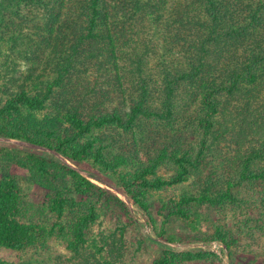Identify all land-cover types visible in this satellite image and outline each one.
Listing matches in <instances>:
<instances>
[{"label":"trees","instance_id":"1","mask_svg":"<svg viewBox=\"0 0 264 264\" xmlns=\"http://www.w3.org/2000/svg\"><path fill=\"white\" fill-rule=\"evenodd\" d=\"M0 138L90 164L147 211L148 189L187 184L173 214L209 203L239 222L214 240L264 248V0H0ZM24 174L49 190L50 227L27 219ZM94 187L52 152L0 141V250L56 236L70 264H135L121 241L88 249L91 202L60 220ZM215 258L163 245L151 264Z\"/></svg>","mask_w":264,"mask_h":264},{"label":"rangeland","instance_id":"2","mask_svg":"<svg viewBox=\"0 0 264 264\" xmlns=\"http://www.w3.org/2000/svg\"><path fill=\"white\" fill-rule=\"evenodd\" d=\"M0 141L52 152L93 183L95 197L85 193L74 194L79 205L73 209L72 214L67 212L60 219L67 224L79 213L86 211L85 203L90 204L91 202L95 205L98 218L86 229V245L91 253L95 251V247L102 246L107 241L109 246L104 244V247L108 249L107 252H103V255L109 256L111 247L115 248L116 243L119 244L121 241L125 245L127 258L129 254L135 256V264H151L161 253L163 245L178 250H209L216 255L213 261H193L188 264H264L263 247L251 245L249 242L253 249L251 252L241 249L236 251L228 249L213 239L215 225H223L227 229L234 230L239 223L234 216L224 217L216 206L209 203L181 205L180 207L189 208V218L173 214L175 203L182 194L189 191L187 184L165 186L161 190L148 189L147 211L133 203L124 190L113 182V178L102 174L90 164L74 165L52 150L23 141L5 138H0ZM158 174L164 178L170 177L165 169H160ZM19 184L26 202H29L27 211L29 222L44 223L46 227H50L58 220L48 210L46 203L48 189L31 181L25 174L20 177ZM232 210L233 207L229 205L223 213L227 211L226 215H230ZM45 242V245H36L26 252H15L2 248L0 259L7 261L23 259L27 262L35 256L39 259L36 264L72 263L71 253L64 239L52 236ZM240 244H246L245 240L240 239ZM94 254L97 256L96 253Z\"/></svg>","mask_w":264,"mask_h":264}]
</instances>
